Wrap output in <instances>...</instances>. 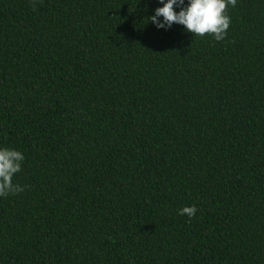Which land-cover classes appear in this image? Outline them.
Masks as SVG:
<instances>
[{
    "label": "trees",
    "instance_id": "obj_1",
    "mask_svg": "<svg viewBox=\"0 0 264 264\" xmlns=\"http://www.w3.org/2000/svg\"><path fill=\"white\" fill-rule=\"evenodd\" d=\"M161 6L0 0V264H264V0L221 42Z\"/></svg>",
    "mask_w": 264,
    "mask_h": 264
},
{
    "label": "clouds",
    "instance_id": "obj_2",
    "mask_svg": "<svg viewBox=\"0 0 264 264\" xmlns=\"http://www.w3.org/2000/svg\"><path fill=\"white\" fill-rule=\"evenodd\" d=\"M157 7L148 17L157 31H169L173 25L182 26L192 36L210 35L216 42L226 39L231 18L227 14L229 6L235 7L237 0H156ZM175 9H178L176 11ZM25 160L24 154L12 147L0 146V198L24 191L13 182ZM197 212L195 205L184 206L178 215L192 219Z\"/></svg>",
    "mask_w": 264,
    "mask_h": 264
}]
</instances>
